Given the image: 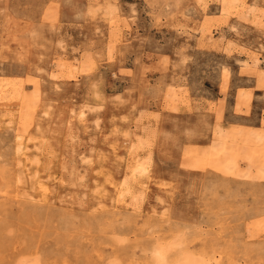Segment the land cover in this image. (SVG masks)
I'll use <instances>...</instances> for the list:
<instances>
[{
	"label": "rangeland",
	"instance_id": "374dc122",
	"mask_svg": "<svg viewBox=\"0 0 264 264\" xmlns=\"http://www.w3.org/2000/svg\"><path fill=\"white\" fill-rule=\"evenodd\" d=\"M0 264H264V0H0Z\"/></svg>",
	"mask_w": 264,
	"mask_h": 264
},
{
	"label": "bare ground",
	"instance_id": "6f19581e",
	"mask_svg": "<svg viewBox=\"0 0 264 264\" xmlns=\"http://www.w3.org/2000/svg\"><path fill=\"white\" fill-rule=\"evenodd\" d=\"M224 8V7H223ZM82 116H83V114H82ZM98 123V122H97ZM137 168V169H136ZM135 168V172H139V173H142V172H144L145 171V169L143 168V167H136ZM22 179V178H21ZM77 183V182H76ZM62 191V190H61ZM24 192H26V191H24ZM23 192V193H24ZM160 257V256H159Z\"/></svg>",
	"mask_w": 264,
	"mask_h": 264
}]
</instances>
